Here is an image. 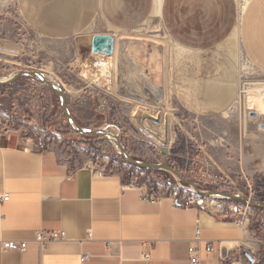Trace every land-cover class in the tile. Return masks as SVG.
<instances>
[{
    "label": "rangeland",
    "instance_id": "1",
    "mask_svg": "<svg viewBox=\"0 0 264 264\" xmlns=\"http://www.w3.org/2000/svg\"><path fill=\"white\" fill-rule=\"evenodd\" d=\"M122 1L138 12L147 3ZM246 1L151 0L152 15L144 22L140 16L135 31L105 22L103 28L114 38V52L107 55L91 52L83 42L88 38L79 35L40 36L22 22L15 0H0V79L20 69L38 70L65 91L78 125L113 128L132 159L170 165L203 191L235 192L264 202V128L259 127L264 73L245 56L238 39ZM98 57L109 61L107 74L94 75ZM22 77L0 88L1 144L52 145L72 166L89 163L118 174L124 183L166 193L178 188L182 196L202 199L201 206L214 213L264 233V210L201 196L167 171L129 164L115 140L90 139L71 129L58 96Z\"/></svg>",
    "mask_w": 264,
    "mask_h": 264
},
{
    "label": "crops",
    "instance_id": "2",
    "mask_svg": "<svg viewBox=\"0 0 264 264\" xmlns=\"http://www.w3.org/2000/svg\"><path fill=\"white\" fill-rule=\"evenodd\" d=\"M146 1L139 12L122 0H15V5L22 22L40 36L79 35L89 45L91 35L109 34L105 22L135 31L140 16L144 22L152 15L151 0ZM238 39L245 56L264 73V0L242 6ZM0 191L9 193L0 202V241L26 242L23 251L2 250L0 244V264H190V245L200 247L203 264H264L261 229L201 205L183 206L169 198L151 203L138 185L89 163L72 166L52 145L0 143ZM38 230H64L65 237L41 245L35 241ZM143 252L149 254L146 261Z\"/></svg>",
    "mask_w": 264,
    "mask_h": 264
},
{
    "label": "water",
    "instance_id": "3",
    "mask_svg": "<svg viewBox=\"0 0 264 264\" xmlns=\"http://www.w3.org/2000/svg\"><path fill=\"white\" fill-rule=\"evenodd\" d=\"M89 45H90V51L93 53L111 55L114 52V38L112 35L108 33H95L91 35L89 38ZM22 76H28L31 78H35L40 83L47 86L50 90L54 91V93L60 99L61 109L71 129H73L77 133H81L85 135L101 136V137H106L108 139L113 138L116 141V145L119 151L121 152L123 157L128 161L129 164L140 167L142 169H160L163 171H167L173 174L181 182L185 183L188 186H191L196 191V193H198L201 196H218L222 198H227L229 200H241L244 203H247L248 205L252 207L264 209V202L259 201V200H254L250 198L249 195H246V194H239L235 192H221V191H216V190H209V191L200 190L197 187H195L194 183H192L189 180H186L175 168H173L170 165L156 163V162H145V161L132 159L131 156L121 146L118 135L112 134L107 129H102V128L89 129V128H84L78 125L68 110L67 101L65 97V91L58 85V83L54 81H50L44 73L38 70L20 69L17 72L9 75L5 79H0V86L14 82L17 78L22 77ZM259 127L264 128V123L259 124ZM162 152L166 153L167 152L166 148H163ZM199 203H202V199L199 200ZM245 257L250 263L254 262V258L250 253L246 252Z\"/></svg>",
    "mask_w": 264,
    "mask_h": 264
},
{
    "label": "built area",
    "instance_id": "4",
    "mask_svg": "<svg viewBox=\"0 0 264 264\" xmlns=\"http://www.w3.org/2000/svg\"><path fill=\"white\" fill-rule=\"evenodd\" d=\"M126 184L130 186L138 185V184H135L134 181L130 183H126ZM138 186L142 188V190L145 192L147 199L151 203H156V202H159L161 199L169 198L183 206H198V205L200 206L201 205V203H199V200H200L199 197H194V196L186 197L185 195L182 196L178 193V188L169 190V192L166 193L167 189L166 190H160V189L153 190L152 188H148L147 185L145 184H141ZM8 199H9V193L0 191V202L6 201ZM238 223L241 224L242 223L241 220ZM64 237H65L64 230H52V231L38 230L35 233V241H37L41 245H44L48 242L63 239ZM200 240H201V230H200V227L196 225L194 241L198 243ZM0 244H1L2 250L23 251L26 247L25 241L1 240ZM211 250H212L211 244L207 243L205 245V251L207 253H210ZM187 253L189 256L190 264H203V260L200 257V247L198 245L188 246ZM83 258H85V256H83L82 259ZM142 259L145 261L148 260L149 254L147 252H143Z\"/></svg>",
    "mask_w": 264,
    "mask_h": 264
},
{
    "label": "bare ground",
    "instance_id": "5",
    "mask_svg": "<svg viewBox=\"0 0 264 264\" xmlns=\"http://www.w3.org/2000/svg\"><path fill=\"white\" fill-rule=\"evenodd\" d=\"M100 54V53H99ZM102 56V55H101ZM95 57V56H94ZM108 64L109 61L106 60L105 58H96V59H93V65H92V68H93V72H94V75L96 74V76H101V74L105 73L107 74L108 72ZM92 71V70H91ZM159 128V127H158ZM108 131H110L112 134H115V131L113 128H110L107 129ZM111 138V137H110ZM113 139V138H111ZM114 140V139H113Z\"/></svg>",
    "mask_w": 264,
    "mask_h": 264
},
{
    "label": "trees",
    "instance_id": "6",
    "mask_svg": "<svg viewBox=\"0 0 264 264\" xmlns=\"http://www.w3.org/2000/svg\"><path fill=\"white\" fill-rule=\"evenodd\" d=\"M24 77H19L18 79H17V81H19V80H22ZM34 81H36V82H39L38 80H36L35 78H32ZM41 85H43V86H45L44 84H42V83H40ZM5 86H8L7 84H5V85H1L0 86V88H2V87H5ZM54 92V91H53ZM67 128L69 129V127L67 126ZM82 136H84V137H88V138H90V139H94L96 136H93V135H82ZM144 170H146V171H149V172H157V173H159V172H163V170H160V169H144ZM231 202H235V203H239V202H242L241 200H230ZM258 209H261V208H258ZM263 210V209H262Z\"/></svg>",
    "mask_w": 264,
    "mask_h": 264
}]
</instances>
